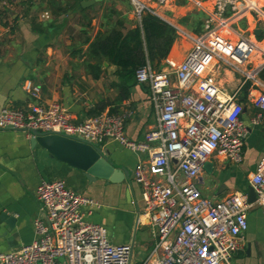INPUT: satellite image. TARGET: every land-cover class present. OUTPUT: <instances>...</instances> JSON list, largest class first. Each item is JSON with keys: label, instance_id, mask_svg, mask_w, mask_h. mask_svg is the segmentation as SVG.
Returning <instances> with one entry per match:
<instances>
[{"label": "built area", "instance_id": "built-area-1", "mask_svg": "<svg viewBox=\"0 0 264 264\" xmlns=\"http://www.w3.org/2000/svg\"><path fill=\"white\" fill-rule=\"evenodd\" d=\"M136 18L169 0H130ZM251 15L264 21L259 0H214L212 13L200 35L177 28L191 43L186 58L176 63L165 59V70L150 64L135 71V82L146 85L155 116L154 127L143 141L125 134L129 112H102L88 120L73 122L59 103L41 105L39 88L26 82L33 103L28 110L3 108L0 130H34L80 138L101 146L117 142L136 153L132 180L140 189L144 215L153 233V245L139 263L128 245H112L104 226L85 220L84 207L93 200L69 190L61 180H42L35 190L38 214L33 220L34 240L20 250L0 253V264H229L242 249L248 228V212L256 205L264 225V156L249 177L255 202L239 193L220 201L201 194L200 175L213 155L233 164L243 158L247 128L238 92L248 87L258 110L251 120L258 126L264 114V48L255 39L237 35L231 19ZM222 66L238 76L233 94L224 93L209 77Z\"/></svg>", "mask_w": 264, "mask_h": 264}, {"label": "crops", "instance_id": "crops-1", "mask_svg": "<svg viewBox=\"0 0 264 264\" xmlns=\"http://www.w3.org/2000/svg\"><path fill=\"white\" fill-rule=\"evenodd\" d=\"M87 1L92 0H0V14L5 24L0 23V111L3 108L28 110L33 100L24 85L30 82L40 90L38 103L61 104L73 122L92 118V111L103 105V112L110 109H115L116 114L129 112L126 137L141 142L155 124L147 86L133 81L128 88L129 98L119 100L121 80L116 76V67L102 57L89 56V45L98 32L103 33L117 24L129 30L140 21L130 0H95L82 7ZM259 3L264 12V0ZM213 4L214 0H169L166 6L155 10L156 16L172 28L200 35ZM230 22L235 34L249 32V37L264 48V21L246 15ZM256 31L259 36L255 35ZM190 49L189 40L175 32L166 59L180 63ZM165 69L162 62L161 70ZM93 71H98L97 79ZM208 74L224 93L236 91L238 76L232 71L218 66ZM255 94L248 87L238 92L243 107L240 121L248 132L242 162L233 164L213 155L208 160L212 164L211 174L200 175L201 194L212 201L234 193L248 197L249 177L264 156V114L258 126L251 125L258 113L252 103ZM30 140L27 132L0 130V214L14 220L8 232L4 224L0 225V253L16 252L34 240L33 220L39 208L35 190L42 180H61L69 190L96 202L97 206L82 209L85 220L104 226L112 245L130 246L134 261L141 262L154 239L144 215L140 189L132 180L139 156L117 142L104 143L101 150L113 164L127 170L129 181L89 183L80 171L50 158L41 147L31 148ZM144 228L149 229L148 242L143 234L138 237ZM229 264H264V225L256 205L248 212L242 249Z\"/></svg>", "mask_w": 264, "mask_h": 264}, {"label": "trees", "instance_id": "trees-1", "mask_svg": "<svg viewBox=\"0 0 264 264\" xmlns=\"http://www.w3.org/2000/svg\"><path fill=\"white\" fill-rule=\"evenodd\" d=\"M2 16L0 14V23L5 25ZM174 38L175 31L169 24L155 15L143 12L139 24L129 30L117 24L103 33L98 32L89 45V56L92 59L102 57L116 67V76L121 80L118 99L127 100L128 88L135 81V71L146 63L159 71L169 54ZM98 74V71H93L95 79ZM261 77L264 78V74ZM104 108L105 105L95 109L92 116L102 113ZM115 112V109L109 110L111 114H116Z\"/></svg>", "mask_w": 264, "mask_h": 264}, {"label": "water", "instance_id": "water-1", "mask_svg": "<svg viewBox=\"0 0 264 264\" xmlns=\"http://www.w3.org/2000/svg\"><path fill=\"white\" fill-rule=\"evenodd\" d=\"M95 0L83 2L82 7L89 6ZM259 31L255 32L259 36ZM4 130L27 132L31 135V148L39 146L44 149L50 158L64 163L78 171L89 182L103 180L108 184H120L129 181V174L124 167L117 166L110 161L101 148L95 144L86 142L80 138H70L64 135L53 133H44L34 130H16L7 128ZM203 171L206 174H211L212 164L205 163ZM248 203L255 202V194L252 188L249 189ZM13 219L6 214H0V225L4 224L6 232L11 229Z\"/></svg>", "mask_w": 264, "mask_h": 264}, {"label": "rangeland", "instance_id": "rangeland-1", "mask_svg": "<svg viewBox=\"0 0 264 264\" xmlns=\"http://www.w3.org/2000/svg\"><path fill=\"white\" fill-rule=\"evenodd\" d=\"M246 35L250 36V33L248 32ZM140 234H143V238L146 242L150 240V233L148 228L140 229L138 237L140 236Z\"/></svg>", "mask_w": 264, "mask_h": 264}]
</instances>
